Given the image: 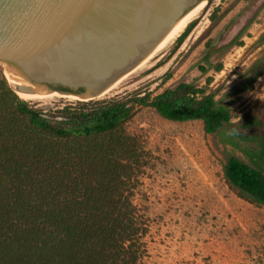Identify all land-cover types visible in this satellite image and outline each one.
Returning <instances> with one entry per match:
<instances>
[{
  "label": "trees",
  "instance_id": "obj_1",
  "mask_svg": "<svg viewBox=\"0 0 264 264\" xmlns=\"http://www.w3.org/2000/svg\"><path fill=\"white\" fill-rule=\"evenodd\" d=\"M146 107L171 121L201 120L208 134L232 121L192 84L44 110L0 76V264H143L147 228L134 192L148 153L125 126ZM223 171L241 196L264 206V164L231 157Z\"/></svg>",
  "mask_w": 264,
  "mask_h": 264
},
{
  "label": "rangeland",
  "instance_id": "obj_2",
  "mask_svg": "<svg viewBox=\"0 0 264 264\" xmlns=\"http://www.w3.org/2000/svg\"><path fill=\"white\" fill-rule=\"evenodd\" d=\"M197 10L178 50L177 39L106 97L156 96L186 83L232 114L215 134L201 120L171 121L151 107L126 124L148 153L134 192L147 228L142 263L264 264V206L241 196L223 171L231 157L264 164V0H208ZM26 101L50 110L76 100Z\"/></svg>",
  "mask_w": 264,
  "mask_h": 264
},
{
  "label": "water",
  "instance_id": "obj_3",
  "mask_svg": "<svg viewBox=\"0 0 264 264\" xmlns=\"http://www.w3.org/2000/svg\"><path fill=\"white\" fill-rule=\"evenodd\" d=\"M208 0H0V66L28 96L105 99Z\"/></svg>",
  "mask_w": 264,
  "mask_h": 264
},
{
  "label": "bare ground",
  "instance_id": "obj_4",
  "mask_svg": "<svg viewBox=\"0 0 264 264\" xmlns=\"http://www.w3.org/2000/svg\"><path fill=\"white\" fill-rule=\"evenodd\" d=\"M204 3V2H203ZM203 3L201 5H203ZM201 5H199L198 7H196L194 10H192L190 13H188L183 19H181L177 25L173 28V30L169 33V35L167 36V38L165 39V41L161 44V46L159 47V49L157 50V52L147 61L145 62L143 65H141L139 68L147 65L148 63L152 62L156 57H158L160 54L164 53L184 32L185 30L188 28V26L196 20V16L198 15L196 12L197 9L199 7H201ZM196 12V13H194ZM196 14V15H194ZM138 68V69H139ZM119 90V85H117L109 94H107L106 96L116 92ZM19 96L24 99V100H30V101H34V100H44V99H50L52 97H56L59 95H51L48 97H38V96H28V95H24L19 93Z\"/></svg>",
  "mask_w": 264,
  "mask_h": 264
},
{
  "label": "flooded vegetation",
  "instance_id": "obj_5",
  "mask_svg": "<svg viewBox=\"0 0 264 264\" xmlns=\"http://www.w3.org/2000/svg\"><path fill=\"white\" fill-rule=\"evenodd\" d=\"M196 15V14H195Z\"/></svg>",
  "mask_w": 264,
  "mask_h": 264
}]
</instances>
